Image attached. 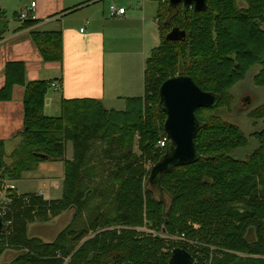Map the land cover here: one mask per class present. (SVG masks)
<instances>
[{
    "label": "trees",
    "instance_id": "obj_1",
    "mask_svg": "<svg viewBox=\"0 0 264 264\" xmlns=\"http://www.w3.org/2000/svg\"><path fill=\"white\" fill-rule=\"evenodd\" d=\"M156 1L161 44L146 62L145 94L126 99L125 110L107 109L99 99L78 98L63 100L61 116H46L45 98L54 81L28 83L23 62L7 64L0 100H11L14 86L24 85L25 117L10 163L6 142L0 139V190L6 180L22 179L41 162L65 164L61 199L10 189L0 255L6 248L23 253L8 264H169L172 251H163L165 239L134 229L144 227L146 221L163 233L184 234L173 249L190 252L195 264H209L211 246L233 252L219 251L211 264H264V129L252 134L259 141L256 151L244 161L237 160L232 153L248 145V136L214 113L233 105V88L256 65L262 69L255 83L264 86V0H245V9L239 8L238 0H207L203 11L183 4L173 8L170 0ZM14 17L18 18L17 12ZM35 23L24 20L22 28ZM175 27L186 37L167 39ZM8 29L6 12L0 10V40ZM32 36L45 61L63 60L60 31H33ZM177 75L191 76L219 101L197 111L198 161L176 167L160 179L159 188L171 198L167 208L146 183L170 144L159 146L167 118L160 89ZM249 116L264 123V103ZM68 142L73 144V159L66 157ZM98 142L108 146L101 156L94 151ZM136 142L140 154L134 152ZM98 173L100 181H107L106 189L96 181ZM94 197L100 199L98 206L92 204ZM71 208L76 209L74 218L54 241L29 235L30 224L49 221ZM84 209L91 210L90 223L77 226ZM115 225L134 228L105 230Z\"/></svg>",
    "mask_w": 264,
    "mask_h": 264
},
{
    "label": "crops",
    "instance_id": "obj_2",
    "mask_svg": "<svg viewBox=\"0 0 264 264\" xmlns=\"http://www.w3.org/2000/svg\"><path fill=\"white\" fill-rule=\"evenodd\" d=\"M7 1L0 0V10L7 11ZM18 1L15 10L18 18H7L9 29L0 40V90L6 84L7 64L23 62L26 82L53 80L60 83V89L51 86L46 95V116H61L65 99H99L107 109L122 111L126 109V99L145 94L146 62L161 43L159 6L156 14L149 6L153 0H142L135 5L131 2L130 8L123 0H115L117 3L111 0ZM31 4L36 5L34 19L37 23L22 28L19 13ZM111 5L125 7L126 11L112 17ZM33 31H60L63 60L45 61L33 39ZM25 92L26 87L17 84L11 100H0V139L6 142L8 163L24 130ZM70 143H67V159L74 156V149L69 152ZM58 174L61 178L56 176ZM64 179V161H44L36 171L26 172L22 179L15 181V187L17 190L18 184L35 187V190H18V193H38L45 199L56 200L63 197ZM58 189L62 190L60 194H57Z\"/></svg>",
    "mask_w": 264,
    "mask_h": 264
},
{
    "label": "rangeland",
    "instance_id": "obj_3",
    "mask_svg": "<svg viewBox=\"0 0 264 264\" xmlns=\"http://www.w3.org/2000/svg\"><path fill=\"white\" fill-rule=\"evenodd\" d=\"M111 2L117 3L115 0H111ZM131 2L135 5L138 3L140 4L142 0H135L134 2L130 0H123V4L127 8H130ZM157 2L158 1L153 0L152 2L149 3V6L154 10V14L157 13V8L159 6ZM6 4H7L6 5L7 11L4 9L3 12H6L8 19H14V16L16 13L15 10L18 9L19 1L18 0H8ZM238 5L240 9H245L248 7V3L245 0H238ZM262 27L264 28V24L262 25ZM261 69H262V66H259V65L252 67L251 70L248 72L246 78L243 81H240L238 84L235 85V87L232 90V93L236 100L231 107L217 108L214 111L216 115L220 116L225 121L238 125L244 131V133L248 136V139H249L248 145L245 147L238 148L232 153V156L235 159L241 160V161H244L246 158H248V156L253 154L256 151V149L259 147V141L255 137H253L252 134L264 129V123L262 121L255 122L249 116V113L252 110L256 109L257 107H260L264 103V86H258L255 83V77L258 73H260ZM247 97H250L251 99L250 102L245 101ZM161 136H163V134ZM106 147H108L106 143L98 142L96 143L94 151L97 152L98 156H101L103 153L102 151L105 150ZM72 149H73L72 143H70L69 152H71ZM134 152L137 154H140V150L138 148L137 142L134 146ZM9 161H10L9 156H7V162ZM151 167H152V164L148 163L147 169H151ZM56 176L60 177L59 174ZM99 177L100 175L98 173L96 177V181H98V183L100 182L101 183L100 186L106 189L108 186L107 181L102 182L100 181L101 179ZM6 184L15 186V180H6L4 182V186L2 188L3 194L0 195V211L2 215L5 214V211H7V206L11 202L10 201L8 204L4 202L6 195H9V191H10L5 188ZM18 186H19V189H18L19 192L21 191L27 192V191L35 190V187H27L25 185L20 186V184H18ZM146 189L150 190L154 194L155 198L165 201L167 208L170 206L171 198L169 197L167 193L162 191L155 182H147ZM12 190L18 193V190L16 187L15 189H12ZM61 192H62L61 189L57 190V194H60ZM92 204H94L95 206H98L100 204V199L94 197L92 200ZM92 207L89 209H92ZM89 209H84L83 215L79 217V219L77 220L78 222L77 226H88V224L90 223V219H91L90 218L91 210ZM65 213L66 214H61L59 216L52 217L49 221H46V222L36 221L30 224L28 228L29 235L31 237H39L46 242L54 241L57 234H59V232L63 230L65 226H67L66 224L72 221V219L74 218V215L76 214V209L71 208ZM149 225H152V224L149 221H146V225L144 227L134 228V227H130L127 225H115L112 227H108L105 230L115 229V230L120 231L122 229H133L134 228L139 232L149 233L153 237L164 238L167 244L166 248H164L163 250L164 252L172 251L174 242L183 241L185 239L184 234L172 235V234L163 233L162 231H159ZM100 231L101 230H98L97 232H91L85 240L94 237L95 234ZM210 249H211V254H210V259L208 260L209 264L212 263L213 258L215 256H219V251H223L225 253L226 252L233 253L230 250L228 251V250L220 249L214 246H211ZM22 253H23L22 250L6 248L4 252L0 255V264L11 263L12 261L15 260V258H17ZM197 254L201 255L200 252ZM69 259H70L69 257L66 258V262H68Z\"/></svg>",
    "mask_w": 264,
    "mask_h": 264
},
{
    "label": "water",
    "instance_id": "obj_4",
    "mask_svg": "<svg viewBox=\"0 0 264 264\" xmlns=\"http://www.w3.org/2000/svg\"><path fill=\"white\" fill-rule=\"evenodd\" d=\"M171 7L178 8L183 4L185 8L194 7L197 11L207 8V0H170ZM186 37V32L178 27L168 34L169 40H180ZM161 105L167 118L164 130L170 144L166 154L153 166L149 182L160 186V179L164 173L176 167L195 164L199 155L195 138L201 128L197 111L215 106L219 97L212 92L202 90L188 75H177L167 79L160 89ZM5 222L0 212V235ZM169 264H195L193 255L183 248H174Z\"/></svg>",
    "mask_w": 264,
    "mask_h": 264
},
{
    "label": "built area",
    "instance_id": "obj_5",
    "mask_svg": "<svg viewBox=\"0 0 264 264\" xmlns=\"http://www.w3.org/2000/svg\"><path fill=\"white\" fill-rule=\"evenodd\" d=\"M35 10H36V5L35 4H31L29 7L25 8L24 10H22L20 13H19V18L21 20H29V19H34L35 17ZM126 9L125 7H117L116 5H111L110 6V15L112 17L116 16V15H120V14H123L125 13ZM52 86L56 89H60L61 86H60V83L58 82H54L52 84ZM170 139L168 138L167 135H164L161 140L159 141V146L160 148H166L168 143H169ZM6 189L10 190V189H15V186L14 185H9V184H6L5 185ZM3 194V190H0V195ZM11 201V199L9 198V195H6L5 197V201L6 204H8L9 202Z\"/></svg>",
    "mask_w": 264,
    "mask_h": 264
},
{
    "label": "flooded vegetation",
    "instance_id": "obj_6",
    "mask_svg": "<svg viewBox=\"0 0 264 264\" xmlns=\"http://www.w3.org/2000/svg\"><path fill=\"white\" fill-rule=\"evenodd\" d=\"M250 100H251L250 97H247V98L245 99L246 102H250Z\"/></svg>",
    "mask_w": 264,
    "mask_h": 264
}]
</instances>
